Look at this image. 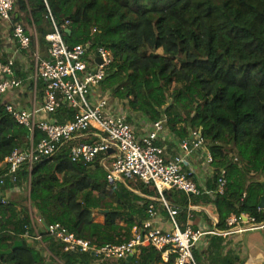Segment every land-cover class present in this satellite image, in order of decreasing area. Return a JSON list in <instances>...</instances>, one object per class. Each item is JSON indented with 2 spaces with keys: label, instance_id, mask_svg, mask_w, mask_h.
Returning a JSON list of instances; mask_svg holds the SVG:
<instances>
[{
  "label": "trees",
  "instance_id": "16d2710c",
  "mask_svg": "<svg viewBox=\"0 0 264 264\" xmlns=\"http://www.w3.org/2000/svg\"><path fill=\"white\" fill-rule=\"evenodd\" d=\"M53 21L64 28L69 47L111 52L100 88L124 105L128 123L139 117L150 124L163 121L180 141L194 134L203 140L213 159L206 189L199 187V195L164 192L169 207L179 210L175 219L182 230L190 221L198 230L199 219L207 218L190 207L211 204L219 232L230 230L231 215L242 220L245 214L256 226L264 225V0H16L11 39L14 27L22 24L31 43L19 53L31 68L23 71L17 63L15 72L30 88L35 54L49 59L46 36L54 31ZM1 23L0 58L6 59ZM39 85L44 87L42 81ZM6 105L0 101V249L9 250L17 241L22 246L0 255V264H176V256L165 261L162 252L145 245L129 262L103 261L91 251L65 252L47 226L61 224L101 248L130 241L134 230L151 219L150 205L168 217L169 210L152 184L138 178L111 183L108 152L89 164L72 159V149L93 141L95 129L41 158L31 171L24 165L13 181L5 159L15 150H27L31 140ZM74 114L62 102L55 117L65 123ZM43 138L37 132L35 144ZM16 188L19 192L7 197ZM101 210L108 211L104 223L95 222ZM35 230L42 242L35 239ZM207 241L194 250L198 264H243L233 252L225 253L223 235H210Z\"/></svg>",
  "mask_w": 264,
  "mask_h": 264
},
{
  "label": "built area",
  "instance_id": "2783aa9c",
  "mask_svg": "<svg viewBox=\"0 0 264 264\" xmlns=\"http://www.w3.org/2000/svg\"><path fill=\"white\" fill-rule=\"evenodd\" d=\"M16 0H0V19L11 23ZM54 31L46 36L50 45L49 59L43 60L38 53L35 55L33 106L22 109L12 102L7 103L6 109L15 121L29 130L31 145L27 150H15L5 159L7 175L15 181L16 173L28 165L29 171L41 158L56 154L66 142L85 136L86 132L95 129L98 133L93 141L74 147L71 157L74 161L84 164L92 163L101 153L110 154L108 179L111 183L124 182L127 178H138L146 184H152L158 191L161 201L168 208L172 230L165 231L157 228L154 219L157 212L150 205L151 219L144 223L143 229H135L133 238L120 245L108 244L101 248L89 241L77 237L61 224L47 226V231L63 244L67 253L95 252L103 261L126 259L141 245L150 246L162 252L165 261L176 256V264H198L194 256L195 248L202 244L203 238L210 235L229 236L263 227L255 225V219L243 215L242 220L231 215L227 220L229 231L219 232L194 230L190 225L182 230L175 216L177 208H170L164 192L168 190L183 191L187 194L199 195L201 189L192 179V172L185 170V158L192 151L187 144L182 145L185 156L167 159L165 148L158 144L166 127L163 121L152 124L145 137L139 140L133 126L128 123L126 115L111 111V96L101 91V83L112 64V54L103 47L88 50L82 45L69 47L63 37V27L53 21ZM68 25V23L66 24ZM12 43L16 51L29 48L31 39L22 24L14 27ZM101 60V63L97 59ZM15 57L0 58V101L4 97L22 90L24 80L18 78L15 72ZM44 84L42 104L38 106V83ZM62 102L75 112L74 118L60 123L55 117ZM42 132L44 138L37 144L34 139L37 132ZM198 145L203 140L194 134ZM211 164L213 159L207 155ZM4 178L0 177V184ZM219 191L223 193L226 185L225 172L219 180ZM17 188L12 190L16 191ZM245 220L249 224L245 226ZM144 230V235H142ZM35 239L42 242V235L35 230ZM29 237V234H25ZM1 239V235H0Z\"/></svg>",
  "mask_w": 264,
  "mask_h": 264
},
{
  "label": "crops",
  "instance_id": "0c3cea01",
  "mask_svg": "<svg viewBox=\"0 0 264 264\" xmlns=\"http://www.w3.org/2000/svg\"><path fill=\"white\" fill-rule=\"evenodd\" d=\"M2 32L4 38L6 40V44L4 47V54L8 55L7 58L15 57L16 63L21 70L27 71L30 70L31 64L27 61L25 57L22 56V53L16 51V47L12 43L11 39V24L8 22L2 21ZM36 55V54H35ZM36 58V57H35ZM35 63V60H34ZM35 69V64H34ZM34 75V71H33ZM33 75L31 76V80L34 82ZM38 99L39 97L44 96V87H42V91H40V86L38 83ZM29 90H26L23 93V90L17 91L13 94H9L4 97V102L9 103L12 102L16 106L22 109H31L33 106V100H30V95L32 93V89L28 84ZM22 93V94H19ZM29 95V96H28ZM38 102V100H37ZM111 111L114 113H123L126 116L128 115L127 109L123 104H119L117 101L111 100ZM135 134L139 140H141L147 132L151 129L152 124L146 123L144 118H136L135 124H132ZM160 140H163L162 147L165 148L167 159H173L176 156H185V151L182 150V145L187 144L192 153L187 156L185 159V166L187 167V171L192 172V179L196 182L198 187L202 189H206V181L208 178L212 177L213 169L208 162L207 155L209 153L208 149L203 145H198L195 138L190 137L186 140L180 141L178 137H176L173 133H171L168 129H166L165 133L161 136ZM19 192V189L13 192L8 193L9 197L14 193ZM191 209H197L204 212L207 215L206 217H201L198 221L197 228L202 231H212L215 230V225L218 222V214L214 206L211 205H203L198 207H190ZM97 213H102L98 211ZM105 218L101 220L100 223H104ZM193 222H189L188 225H192ZM245 220V226L248 227L249 224ZM154 224L157 228H160L165 231L172 230L173 225L171 222V218L167 215H164L160 210L157 211V216L154 219ZM225 237L226 249L225 253L228 251L236 254L242 261L243 264H264V226L257 228L255 230H249L242 233H235ZM207 238L208 236L203 238L202 244L200 247L207 246Z\"/></svg>",
  "mask_w": 264,
  "mask_h": 264
},
{
  "label": "water",
  "instance_id": "95a60500",
  "mask_svg": "<svg viewBox=\"0 0 264 264\" xmlns=\"http://www.w3.org/2000/svg\"><path fill=\"white\" fill-rule=\"evenodd\" d=\"M97 61H98L99 63H101V60H100L99 58L97 59ZM260 206H261V208L264 209V194H263V196H262ZM100 212L106 213V212H108V211L101 210ZM142 235H144V230H142ZM20 246H22V242H21V241H17V242H15V245H14L11 249H9V250H1V249H0V255H1V256H9V255H11L16 249H18ZM136 253H137V251H134L133 253H131V254L126 258L127 262L131 261L132 258L135 256ZM93 254L95 255V252H93Z\"/></svg>",
  "mask_w": 264,
  "mask_h": 264
},
{
  "label": "rangeland",
  "instance_id": "374dc122",
  "mask_svg": "<svg viewBox=\"0 0 264 264\" xmlns=\"http://www.w3.org/2000/svg\"><path fill=\"white\" fill-rule=\"evenodd\" d=\"M40 86V85H39ZM42 85L40 86V91H42ZM22 90H23V93H25L26 92V90H29V87H28V84H24L23 85V88H22ZM19 94H22V93H20L19 92ZM29 96V95H28ZM30 100H33V95L31 94L30 95ZM42 104V97H39V99H38V106H40ZM110 165V164H109ZM20 196H22V197H24L25 196V192L24 191H20ZM7 197H9V195L7 196ZM10 197H11V195H10ZM9 197V198H10ZM105 214V213H104ZM104 214H102V213H95V215H94V220H95V222H98V223H100L101 222V220H103V217H104Z\"/></svg>",
  "mask_w": 264,
  "mask_h": 264
},
{
  "label": "clouds",
  "instance_id": "9594fccd",
  "mask_svg": "<svg viewBox=\"0 0 264 264\" xmlns=\"http://www.w3.org/2000/svg\"><path fill=\"white\" fill-rule=\"evenodd\" d=\"M12 20H13V17H12ZM12 23V22H11Z\"/></svg>",
  "mask_w": 264,
  "mask_h": 264
}]
</instances>
